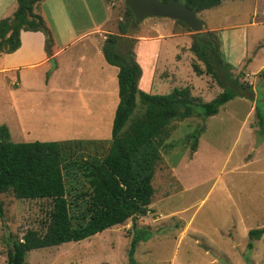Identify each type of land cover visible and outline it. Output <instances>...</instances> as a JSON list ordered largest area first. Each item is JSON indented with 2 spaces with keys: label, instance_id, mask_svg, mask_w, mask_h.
<instances>
[{
  "label": "rangeland",
  "instance_id": "1",
  "mask_svg": "<svg viewBox=\"0 0 264 264\" xmlns=\"http://www.w3.org/2000/svg\"><path fill=\"white\" fill-rule=\"evenodd\" d=\"M56 1L40 4L36 10L42 8L55 33L64 36L67 25L73 33L91 30L108 3L113 12L108 34L133 40L132 52L135 48L139 58L152 60L151 69V61L143 63L151 70V94L187 88L191 97L203 103L221 92L209 76L194 73L192 63L202 71L203 65L189 50L193 33L182 25L153 17L132 27L133 18H128L123 0ZM9 4V0H0V19ZM263 8L261 0H222L213 9L197 14L203 23L200 33L220 28L212 31L219 43L220 59L231 66L229 76H237L240 83L254 89L253 103L233 98L212 117L171 121L168 135L160 142V159L151 181L153 195L143 214L79 242L29 251L24 264H127L132 224L151 233L147 241L136 246V264H264V233L258 241L246 237L249 229L264 227V142L256 140L252 127L254 102L259 100L264 108ZM126 19L130 29L121 35L117 25ZM123 49L120 45L119 51ZM10 80V74H0V126L12 133L17 125L10 119ZM84 96L77 94L72 100L67 96L64 106L62 98H51L43 107H31L34 113L23 110L22 124L32 130L28 140L53 141L32 135L51 138L86 133V119L90 118L82 105L86 103ZM135 103L138 105V101ZM55 108L68 116L52 117ZM141 111L135 109L132 117ZM193 131L199 133L194 152L190 150L192 142L186 139ZM98 142L80 140L71 146L72 157L103 155L106 148L100 147L107 144ZM69 179L66 197L76 201L75 208L70 206V215L75 216L74 209L79 212L80 203L75 194L79 186L87 185L80 173ZM71 183L78 187L76 193L68 190ZM0 201V264H5L12 239H20L26 230L45 231L50 204L44 200H17L10 192L1 194ZM249 241L252 249L246 247Z\"/></svg>",
  "mask_w": 264,
  "mask_h": 264
},
{
  "label": "trees",
  "instance_id": "2",
  "mask_svg": "<svg viewBox=\"0 0 264 264\" xmlns=\"http://www.w3.org/2000/svg\"><path fill=\"white\" fill-rule=\"evenodd\" d=\"M16 4L11 17L0 19V53L9 54L19 46V31H38L44 36V51L50 55L51 36L42 19L33 14V6L41 0H9ZM165 3L169 0H159ZM196 14L213 9L222 0H177ZM128 18H133L126 7ZM188 29L178 21H174ZM130 22L118 23L117 30L123 35L130 29ZM124 47L119 51V46ZM133 40L107 35L101 53L107 64L118 69L117 96L110 138L107 147L101 146L103 155L73 158L71 146L80 140L53 142L10 141L9 132L0 126V195L10 192L17 200H44L50 204L44 224V232L26 230L20 239H12L7 249L5 264H24L25 254L32 250L79 242L126 220L143 214L153 195L151 181L159 162L160 142L168 135L171 121L192 116L206 119L233 98L252 102L250 85L242 84L238 77L229 76L230 67L220 59L216 33L206 31L193 34L189 50L203 65V71L192 63L198 76L204 73L220 88L221 92L208 102H198L187 88L172 89L163 95L146 94L137 89L140 68L134 61ZM221 74H223L221 76ZM135 101H138L136 105ZM135 109H141L132 117ZM252 127L257 141L264 142V108L254 102ZM197 131L186 136L191 141L190 150L196 149ZM94 142V141H91ZM102 141H99V145ZM90 142H88L89 144ZM97 143V142H96ZM80 173L87 187L69 184L68 190L78 193L79 212L70 215V206L76 201L67 200L66 185L71 176ZM83 187V188H82ZM78 214V215H77ZM3 208L0 201V219ZM132 227V236L126 252L127 264H136L134 253L140 242L151 237L150 231ZM264 227L247 232L249 240H257ZM264 241V236H263ZM247 249L252 248L249 241Z\"/></svg>",
  "mask_w": 264,
  "mask_h": 264
},
{
  "label": "crops",
  "instance_id": "3",
  "mask_svg": "<svg viewBox=\"0 0 264 264\" xmlns=\"http://www.w3.org/2000/svg\"><path fill=\"white\" fill-rule=\"evenodd\" d=\"M48 1L55 4L57 2L56 0H41L33 6L32 12L42 19L50 33L52 40L50 55H47L44 51V36L41 32L23 30L19 31V46L16 50L9 54L0 53V74L3 76L11 75L8 84L10 87L9 111L10 119L15 120L14 125H17V129L13 130L12 133L9 131L10 141L15 140L16 142L13 143L34 142L28 140L31 137L32 130L22 124L23 110H27L26 114H28V111L34 113L35 108L30 109L31 107H43L48 104L51 98H62L64 106L66 104L65 100H68L65 97H72L77 94L85 95L86 103L82 105L85 106V113L89 114L90 118L86 119L88 120L86 133L74 132L71 135L51 138L34 135L32 137L43 140L53 139V141L109 140L113 115L118 103L116 78L118 69L106 63L101 53V46L105 35H110L107 28L113 17L112 9L108 3L105 4L103 15L96 21L91 30L90 28L82 29L73 33L74 31L69 29L67 25L64 36L61 32L55 33V27L50 26L46 12L42 8L39 11L36 10L40 4H45ZM15 8L16 4L10 2L9 7L2 11L1 17H11ZM248 24L254 25L255 23L250 22ZM207 29L210 31L220 30L218 27ZM56 30L58 29L56 28ZM133 51L134 61L140 68L137 89L146 94H151L153 85L149 71L153 67L152 60L147 57L139 58L135 48ZM50 59H53V68L49 63ZM150 61V69H145L143 63ZM252 91L255 95L254 89ZM72 99L73 97L69 100ZM64 112L55 108L51 110V116L53 117V114L68 116L69 113ZM196 153L197 151L195 156ZM250 230L253 229L248 231ZM258 240L259 238L255 241Z\"/></svg>",
  "mask_w": 264,
  "mask_h": 264
},
{
  "label": "water",
  "instance_id": "4",
  "mask_svg": "<svg viewBox=\"0 0 264 264\" xmlns=\"http://www.w3.org/2000/svg\"><path fill=\"white\" fill-rule=\"evenodd\" d=\"M123 2L133 16L132 27L147 18L156 17L178 21L185 25L193 34L200 33L202 30L203 24L193 10L187 8L180 1L169 0L162 3L159 0H123ZM49 63L53 68V59H50Z\"/></svg>",
  "mask_w": 264,
  "mask_h": 264
},
{
  "label": "built area",
  "instance_id": "5",
  "mask_svg": "<svg viewBox=\"0 0 264 264\" xmlns=\"http://www.w3.org/2000/svg\"><path fill=\"white\" fill-rule=\"evenodd\" d=\"M262 1V3H264V1L263 0H261ZM262 11H264V8L262 9ZM263 15H264V13H263Z\"/></svg>",
  "mask_w": 264,
  "mask_h": 264
}]
</instances>
